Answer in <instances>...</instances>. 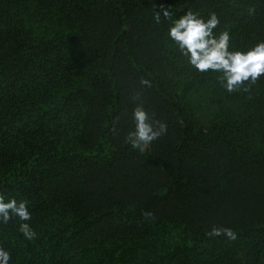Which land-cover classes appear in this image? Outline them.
Instances as JSON below:
<instances>
[{
  "label": "trees",
  "instance_id": "trees-1",
  "mask_svg": "<svg viewBox=\"0 0 264 264\" xmlns=\"http://www.w3.org/2000/svg\"><path fill=\"white\" fill-rule=\"evenodd\" d=\"M161 7L264 40V0H0V192L37 232L0 228L12 264H264V80L229 94L190 69ZM137 104L168 125L144 153Z\"/></svg>",
  "mask_w": 264,
  "mask_h": 264
},
{
  "label": "clouds",
  "instance_id": "clouds-1",
  "mask_svg": "<svg viewBox=\"0 0 264 264\" xmlns=\"http://www.w3.org/2000/svg\"><path fill=\"white\" fill-rule=\"evenodd\" d=\"M255 13V8L248 9L249 16ZM161 17L170 22L167 41L172 43L189 68L204 76L214 75L217 85L225 92H250L253 85L264 80V40L243 50L235 48L231 30L220 29L221 19L214 11L205 17L199 11L188 10L173 19L171 11L161 7L153 12V20L157 25L161 24ZM139 83L143 87H152L149 79L141 78ZM131 119L135 127L134 131L128 133L126 140L132 148L141 152L145 145L168 132L167 123L155 120L154 114L143 104H137L132 109ZM32 215L28 200H17L0 192V228L18 220L19 233L24 240L32 241L37 238V232L30 223ZM144 215L150 217L152 213ZM206 236H223L231 241L238 238L232 228L217 226H213ZM13 259V250L6 241H0V264H12Z\"/></svg>",
  "mask_w": 264,
  "mask_h": 264
},
{
  "label": "rangeland",
  "instance_id": "rangeland-1",
  "mask_svg": "<svg viewBox=\"0 0 264 264\" xmlns=\"http://www.w3.org/2000/svg\"><path fill=\"white\" fill-rule=\"evenodd\" d=\"M159 74H160L162 77L165 76V75H164V70L161 69ZM163 80H164L165 85L168 87L169 85L167 84V80L165 79V77H163ZM148 149H149V145H145V146H144V151H142V153L147 152Z\"/></svg>",
  "mask_w": 264,
  "mask_h": 264
},
{
  "label": "water",
  "instance_id": "water-1",
  "mask_svg": "<svg viewBox=\"0 0 264 264\" xmlns=\"http://www.w3.org/2000/svg\"><path fill=\"white\" fill-rule=\"evenodd\" d=\"M128 27H129V24H128Z\"/></svg>",
  "mask_w": 264,
  "mask_h": 264
}]
</instances>
